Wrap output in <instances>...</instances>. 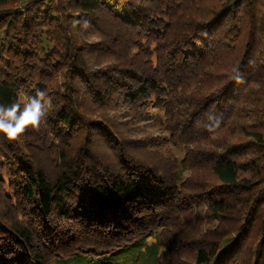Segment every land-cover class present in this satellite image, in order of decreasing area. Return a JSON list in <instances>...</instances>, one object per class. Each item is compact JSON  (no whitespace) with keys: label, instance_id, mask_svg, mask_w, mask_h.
Returning <instances> with one entry per match:
<instances>
[{"label":"trees","instance_id":"obj_1","mask_svg":"<svg viewBox=\"0 0 264 264\" xmlns=\"http://www.w3.org/2000/svg\"><path fill=\"white\" fill-rule=\"evenodd\" d=\"M38 90L0 264H264V0H0V105Z\"/></svg>","mask_w":264,"mask_h":264},{"label":"clouds","instance_id":"obj_2","mask_svg":"<svg viewBox=\"0 0 264 264\" xmlns=\"http://www.w3.org/2000/svg\"><path fill=\"white\" fill-rule=\"evenodd\" d=\"M45 109V93L42 90H38L26 103L16 101L9 106L0 105V133L15 141L29 129L39 131Z\"/></svg>","mask_w":264,"mask_h":264},{"label":"rangeland","instance_id":"obj_3","mask_svg":"<svg viewBox=\"0 0 264 264\" xmlns=\"http://www.w3.org/2000/svg\"><path fill=\"white\" fill-rule=\"evenodd\" d=\"M175 150L178 156L182 155V152L180 150L178 149H175ZM145 243L141 245L136 244L130 247L128 250H126L121 255L116 254L114 256H111L108 259L104 258L97 263H93L91 261L84 260V259H79L76 262L73 261L68 264H153L151 260H149V252L150 250H152V249H149L151 248L149 246L154 243V240L150 239V240H147Z\"/></svg>","mask_w":264,"mask_h":264}]
</instances>
